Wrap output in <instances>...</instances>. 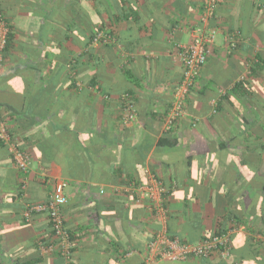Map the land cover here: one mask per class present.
I'll list each match as a JSON object with an SVG mask.
<instances>
[{
	"label": "crops",
	"instance_id": "1",
	"mask_svg": "<svg viewBox=\"0 0 264 264\" xmlns=\"http://www.w3.org/2000/svg\"><path fill=\"white\" fill-rule=\"evenodd\" d=\"M0 6L11 34L0 62V119L32 159L23 173L0 145V264H218L160 260L149 244L171 233L198 242L230 214L245 220L230 228L237 251L231 259L264 264V229L252 234L246 227L260 224L261 191L251 183L264 180V149L253 151L264 141V0L216 6L213 52L187 97L186 116L171 129L166 120L183 78L176 47L205 27L202 0H0ZM100 28L115 42L93 44ZM233 32L238 46L228 53L225 36ZM255 62L258 72L247 75ZM73 66L80 73L69 76L79 90L67 81L60 90ZM93 79L104 93L91 87ZM125 94L135 109L127 122L119 116ZM82 116L89 124L78 134ZM169 133L178 142L161 146ZM153 181L166 189L165 215L136 190ZM56 183L65 184L62 212L73 240L66 260L48 214L25 215Z\"/></svg>",
	"mask_w": 264,
	"mask_h": 264
},
{
	"label": "built area",
	"instance_id": "2",
	"mask_svg": "<svg viewBox=\"0 0 264 264\" xmlns=\"http://www.w3.org/2000/svg\"><path fill=\"white\" fill-rule=\"evenodd\" d=\"M220 1L202 0L204 10L203 23L205 27L197 26L193 28L191 40L185 45H178L176 47L183 68V79L174 90V101L166 120L167 129L173 128L178 120L186 116L187 97L195 88L201 70L213 52L218 28L217 26L211 25V21L215 16V8ZM8 28L0 6V62L3 59L2 54L9 32ZM113 40L111 36H107L104 32H99L95 35L92 43L100 44L101 41L103 43H109L113 42ZM225 42V50L231 53L238 46L237 33H228L225 36ZM123 98H125L123 118L127 122L134 118L135 109L133 101L128 98V94H125ZM0 139L8 146L16 168L23 173H27L31 168V155L26 150H22L18 142L9 135L7 126L1 119ZM25 186L26 184L23 182L22 187L24 188ZM64 187V183L53 184L48 199L42 203L27 206L25 215L28 216L33 211L46 212L54 232V238L57 240V247L66 255L71 246V242L69 241V234L64 225L62 212L63 205L67 201L64 194ZM136 190L140 197L149 198L155 202L156 210H160L159 215H165L163 202L166 189L160 182L153 181L152 184L138 186ZM149 250L154 254V257H158L160 260L183 261L190 257L216 258L219 263L225 262L226 264L230 257L229 238L225 234H212L209 238L196 243H182L178 239H171L167 235L160 234L156 239L151 240Z\"/></svg>",
	"mask_w": 264,
	"mask_h": 264
},
{
	"label": "trees",
	"instance_id": "3",
	"mask_svg": "<svg viewBox=\"0 0 264 264\" xmlns=\"http://www.w3.org/2000/svg\"><path fill=\"white\" fill-rule=\"evenodd\" d=\"M213 22V21H212ZM9 27V26H8ZM9 29V32H8V35H7V39H6V43H5V47L3 48V54H2V56H3V58H5L6 57V55L8 54V51H9V49H10V44H11V42H10V27L8 28ZM99 32H104L107 36H111L113 39H114V35H113V33L111 32V31H108V30H101V28L98 30V31H96V32H94V34H93V36H92V42H93V39H94V37H95V35L97 34V33H99ZM113 42H115L114 40H113ZM100 44H111V42H109V43H103V41H101V43ZM260 58H259V62H260ZM80 63H83V62H81L80 60L76 63V66H78V64H80ZM76 66H73V67H71L70 69L71 70H67V73H66V80H62L61 81V85H60V90L61 89H64V87H65V82L67 81V84H68V88H70V89H72V90H79V86H77L76 85V78H71L70 76H71V72H74V75H76V74H78V73H80L79 72V70L77 69V67ZM260 67V64L258 63V62H255L252 66H249V68H248V72H247V75H253L254 73H257L258 72V68ZM63 71V70H62ZM71 71V72H70ZM67 74H68V76H67ZM69 74H70V76H69ZM79 75V74H78ZM183 79V78H182ZM242 80L243 81H245L243 78H242ZM182 81V80H181ZM241 83L242 82H239L236 86L237 87H240L241 86ZM50 86L49 87H53V86H55V85H57V81L56 80H53V81H51L50 82ZM96 84H98V81H97V79H93V80H91V87L92 88H94L95 90H98V91H100L101 93H104V89H103V87H102V85L101 84H98V85H96ZM108 96V97H107ZM106 96V100L109 98V95H107ZM128 98L131 100V98L129 97V95H128ZM132 101V100H131ZM123 108H124V103H122V104H120V110H122L123 111ZM123 113V112H122ZM122 113H120L119 114V116H120V119L122 118V116H123V114ZM45 115H47V113L45 114ZM50 115V114H49ZM255 116H257V117H260V113H258V112H256V114H255ZM81 118H83V119H79V121H78V134H79V132L80 131H84L85 130V127L87 126V124H89V120H85V118L82 116ZM87 119H89V116H88V118ZM93 125H95L96 126V122H94L93 123ZM82 127V128H81ZM89 128V127H88ZM7 130H8V133H9V135L11 136V137H13L14 136V133L13 132H11V130L10 129H8L7 128ZM53 131V130H52ZM55 131V130H54ZM171 131H173V130H171ZM62 132H65L64 130H62ZM54 134L56 133V132H53ZM264 133V132H263ZM56 136H58V135H56L55 134V137ZM255 137H257V139L259 140L260 138H258L259 136L257 135V136H255ZM178 142V139L176 138V136H171V133H169V134H167L166 136H164V137H162L160 140H159V143H160V145L161 146H163V147H166V146H168V147H172V146H175L176 145V143ZM25 143V142H24ZM0 145H6L4 142H3V140H1L0 139ZM226 145H227V143H225L224 145H221V148H225L226 147ZM21 146V145H20ZM257 146L260 148V150H262V149H264V141L263 142H261V143H259V145H256V146H254V148H253V151H256V149H257ZM22 150H26V147L25 146H21L20 147ZM59 148V147H58ZM57 148V149H58ZM43 153H42V155H44L45 154V151H42ZM44 157V156H43ZM259 175V174H258ZM260 176H262V175H260ZM263 177V176H262ZM127 181H130L131 182V180H132V176L131 177H129V175H127ZM264 178V177H263ZM88 179H89V177H88ZM122 180H123V178H121ZM259 178L258 177H256V181H254V182H252L251 184L255 187V189H259L261 192H260V196H261V200H260V203H259V205H258V207H257V211H258V214H259V217H260V221H259V223L260 224H258V226H256L255 228L253 227V226H251L250 225V223H247L246 222V227L249 229V231H251V233L253 234V233H259V232H262V229H264V180L263 181H257ZM255 193L256 192H250V193H248L247 194V197L249 198V197H251V196H253V195H255ZM165 198V197H164ZM250 199V201L252 200V198H249ZM163 205L165 206V205H167V203L166 202H164L163 203ZM225 225H224V223L222 222L221 223V225L219 226V229H217V230H214L213 232H209V233H206V234H204V235H202V238H201V240H204V239H207V238H209L212 234H218V235H223V234H225V235H227L228 236V238H229V243H230V257L228 258V261H227V263L226 264H237V261H235L236 259H234V261L231 259V256H234L235 255V252H237L236 251V248H234V245L232 246V243L234 242L233 241V236H232V233H231V230L232 229H235V228H238L239 226H240V224H245V220H243L242 219V216L241 215H239V214H230V215H228V216H226L225 217ZM226 222H232L233 223V225H228V226H226ZM250 222H252L253 223V221H251L250 220ZM64 225H65V219H64ZM65 227H66V230H67V232H68V234H69V241L72 243L73 242V240L71 239V233H70V231H69V229L67 228V226L65 225ZM50 228H51V225H50ZM230 228H232V229H230ZM51 235L52 236H54V232H53V230H52V228H51ZM169 238H171V239H178L180 242H182V243H196V242H193L192 240H188L186 237H180V236H176V235H174V234H168L167 235ZM251 239L253 240V238L251 237ZM200 240V241H201ZM199 242V241H198ZM260 242V241H259ZM258 242V243H259ZM262 242H264L263 240H262ZM54 243H56V242H53L52 244H54ZM252 245H253V242H251L250 244H249V246L250 247H252ZM71 247V246H70ZM71 251H72V248H69L68 249V254L66 253V255H65V253H62V251L59 249V254H60V256L62 257V259L63 260H66V258L68 259V258H70V253H71ZM238 263H240V262H238ZM218 264H225V262L223 263V262H220V263H218Z\"/></svg>",
	"mask_w": 264,
	"mask_h": 264
}]
</instances>
